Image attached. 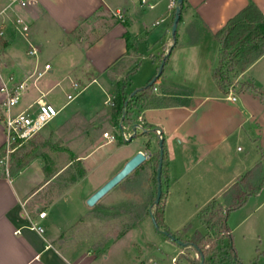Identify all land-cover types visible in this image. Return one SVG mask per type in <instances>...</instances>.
I'll return each instance as SVG.
<instances>
[{"label":"crops","instance_id":"1","mask_svg":"<svg viewBox=\"0 0 264 264\" xmlns=\"http://www.w3.org/2000/svg\"><path fill=\"white\" fill-rule=\"evenodd\" d=\"M151 1L156 5L152 9L143 6L137 9L136 0H37L27 8L9 9L4 19H0V29L4 31V36L0 37V69L5 78L13 74L7 71L16 67L15 60L19 58L25 40L37 41L43 46L49 42L46 37L51 34L50 28L56 29L60 37L66 39L101 11L122 9L128 22L113 25L90 45L58 40L62 47L78 46L85 54L84 61L73 63L62 71L63 79L77 83L78 87L82 84L87 87L97 80L96 74L109 72L127 59L126 65L114 72V76L118 75L120 79L142 54L139 44L151 45L153 41L158 43L161 40L162 48L152 55L159 63L166 58V63L158 77L160 88L155 90L170 102L161 107L143 108L140 117L150 126L146 128L152 129L149 133L152 140L159 139V130L164 138L169 173L165 223L170 229L181 230L184 221L171 225L174 217L169 220L167 215L170 205L183 204L185 199L192 198L200 211L213 198L221 199L224 190L259 160H262L264 174V148L257 143L258 134L264 131V100L252 90H242L239 96L235 95L237 89L222 93L212 76L219 53L216 32L251 1L264 12V0H185L175 39L167 35L175 15L168 8V0ZM7 2L0 0V11ZM17 15L30 23L25 34L13 24ZM163 19H167L164 26ZM159 20L162 21L157 24ZM126 33L137 38L132 47L128 45ZM35 68L41 69L38 59L24 78ZM47 74H55L52 64ZM1 81L0 77V85ZM236 81H253L264 89V54L239 74ZM51 90L52 87L36 98L47 96ZM100 111L87 115L80 111L78 104L69 111L65 108L54 121L22 145V170L10 177L0 176V264H104L99 260L105 253L103 244L97 245L96 234H91L83 223L89 210L96 205L90 206L86 200L119 170V166L122 167L144 148L131 149L119 157L101 179L91 178L99 162L107 160V153L99 154L103 144L96 143L101 136L106 137L93 134L96 125L73 137L71 127L82 124L85 128V123L93 120ZM86 132L84 138L93 139L94 143L86 148H81V144L73 148L72 142ZM242 137H248L255 149L253 154L247 153L241 158L235 155L232 142ZM5 140L4 127L0 122V149ZM36 150L41 154L35 157ZM71 156L81 161L79 177L78 174L66 177L69 172H74L69 159ZM44 157L49 158L48 163ZM60 160L63 165H60ZM91 180L93 185L90 184L88 193L82 194V204L77 205L73 216H67L63 210L59 215L51 213L52 207L76 185L91 183ZM38 210H45L47 216L39 218ZM30 217L45 228L43 234L27 227ZM229 222L243 262L245 254L251 263L258 258L260 264L264 257L261 255L264 254V189L233 211ZM79 225L82 227L77 230V236L82 239L88 234L87 246L97 243L95 250L88 249L87 254H75L76 248L65 235L67 227ZM19 228L21 232L16 234L15 230ZM131 251L133 256L129 264H137L139 256H136L135 248ZM147 251L150 253V249ZM104 258L108 259V256ZM148 258L139 259L140 264H149Z\"/></svg>","mask_w":264,"mask_h":264},{"label":"rangeland","instance_id":"2","mask_svg":"<svg viewBox=\"0 0 264 264\" xmlns=\"http://www.w3.org/2000/svg\"><path fill=\"white\" fill-rule=\"evenodd\" d=\"M136 3L137 9H141L140 0H136ZM163 20H165V22L162 26L167 24V19ZM127 22L128 19H126L125 16L124 18H119L113 11H101L92 16L87 23L81 25L73 35H70L66 39L61 38L59 32H56V29L50 28L49 34H51L46 37V39L49 40L47 44L40 46L37 41H24L20 48L19 58L15 60L16 67L9 69L7 72L8 74L13 73L14 81L23 80L24 76L28 75V71L34 68V62L37 59L40 61L41 69L44 68L45 62L49 60L55 71L54 75L46 74L39 80H36V76H32L29 79L28 88L22 93V104L18 109L25 108L30 102L37 99L36 97L39 93L47 91L52 87V90L46 96V100L51 101L57 107H61L68 101L67 95L69 93L73 95L78 93L77 97L66 106L68 111L77 104L80 107V111L87 115L91 112L101 110L93 120L85 123V128L82 124L81 126L75 125L76 127H71V130H73L71 135L73 137L84 131L93 129L92 127L94 125H96V128L93 129V131L95 130V132H93L94 135L99 133L104 136V134L108 132L116 136V140L112 142H109L108 138L102 136L100 137V141L96 142L98 145L99 143L103 144L99 154L107 153L108 157L106 161L99 162L91 178L97 180L101 179L102 176L106 175L107 169L114 165L119 157L129 153L131 149L143 147L144 150L141 151L150 154L147 161L143 163L142 168L136 169L99 200L96 205L89 210V213L84 219L85 221H83L90 233L96 234L95 240H97L98 243L96 244H103L104 248H102L105 250V253L102 258H99L100 262L104 264H129L133 256L131 248H135L136 256H139V258H137V264H140V260H144L146 257H149L147 259L149 264H155L158 261L163 264H172L171 261L174 256L178 258L177 264H187V260L182 257L184 254H187L193 259H200L195 247H185L157 230L149 213V208L156 192V155H153V153L160 149L159 139L152 140L150 134H144L140 130L141 133L137 134L128 142L127 139L133 134L132 127L130 125H124V129L121 131L113 115V97L116 85L128 81V79L131 78L127 85V90L131 93L136 89L147 86L155 77L154 73H158L161 64L152 54L157 53V51L162 48L163 42L159 40L158 43L153 41L151 45L150 43H145L144 45L139 44L142 54L137 57V60L135 59L136 61L131 65V69H129L124 76L120 77V79L117 78L118 75L114 76V72L117 73L119 67L121 68V66L126 65L127 59L115 65L109 72L100 73L99 75L96 74L95 77L97 80L94 83H90L87 87L82 84L77 87V89H74L70 80L63 79L62 71L71 67L73 63L84 61L86 57L78 46L62 47L60 42H58L60 38L62 41L69 43L80 41L84 45H90L107 33L113 25L117 23L127 24ZM168 24L170 23L168 22ZM167 35L172 37V26ZM31 43L38 46L41 50L37 56L29 55L27 52ZM157 65L159 66L158 68ZM59 81L60 83H58ZM156 87L160 88L159 80L155 82V89ZM232 89L238 90L239 86L234 85ZM240 92L241 90H238L235 95L239 96ZM155 93H157L156 90ZM165 98L169 103L170 101L168 98ZM142 109L143 108H137L133 111V119L140 127L146 129V124L143 123L140 117ZM261 133L257 136V143L264 148V131ZM86 134L87 132L81 135L79 139L72 142L73 148L78 147V144H81V148H86L91 143H94L93 139L84 138ZM90 134L91 131L88 136ZM38 142L40 144L41 140ZM232 145L233 151L238 157L242 158L247 153H254L255 145L248 137L235 139ZM40 154L41 153L36 150L33 155L36 157ZM44 159L47 163L49 162V158L44 157ZM69 159L72 160L71 167L75 173L69 172L66 177L72 176V174H78L79 177V167L81 168L82 165L81 161L76 160L75 156H71ZM60 163H62L60 165H63L62 160H60ZM120 167L121 166L117 169H120ZM88 181L76 185L68 195L64 196L52 207L51 213L59 215L60 211L63 210L65 214L67 213V216H73L72 213L75 212L77 205L81 203L82 194L88 193L91 187L90 184L93 185L92 180L91 183H88ZM195 201L196 200L192 198L185 199L183 204L170 205L167 212L169 220H171L170 217H174V223L171 225H177L184 221V223H182L183 228L187 223L193 222L194 227L189 235L196 229L204 233L207 231V228L201 224L198 219L200 211L197 210ZM138 214H140V217H138ZM132 219H137L133 225L131 224ZM81 227L82 226L79 225V227H67L65 229L66 238L71 239L72 247H75L77 250L75 254H87L88 249L94 251L96 248L95 242L89 243L88 246L85 244V241H87L86 239L89 238L88 234H86L85 237L82 236V239L77 236V230L80 231ZM171 229L173 232L179 231L174 227H171ZM80 249H82L81 252L79 251ZM148 249H150V253L147 251ZM261 255L264 256V254ZM105 256H108V259H105ZM243 257L245 264H251V260H249L245 254ZM262 259L263 260H260V264L264 262V257Z\"/></svg>","mask_w":264,"mask_h":264},{"label":"trees","instance_id":"3","mask_svg":"<svg viewBox=\"0 0 264 264\" xmlns=\"http://www.w3.org/2000/svg\"><path fill=\"white\" fill-rule=\"evenodd\" d=\"M125 36L129 47H132L137 38L129 33H126ZM215 37L219 43V53L218 63L213 69L212 76L221 92L227 94L234 85H238V90H252L264 100V89L261 86L253 81H236L239 74L243 73L264 54V12L255 2L251 1L239 13L230 18L216 32ZM128 83L129 79L116 85L113 97V115L121 131L124 129V125H130L133 128L136 123L133 119L135 109L161 107L168 104L164 96L155 93V83L143 87L134 95H131V92L127 90ZM124 112L125 117L122 120ZM148 126L146 124L145 128ZM140 130L142 131L143 128L138 127L137 134L141 133ZM21 148L22 146L11 154V176L19 173L24 166L22 162L20 163ZM4 150L5 144L0 149V156ZM154 154L156 155V192L151 206L153 205L152 210L159 226L180 240L197 246L204 256L205 264H244L237 251L234 232L229 219L233 211L242 207L251 196L259 194L264 189L262 160H259L225 189L221 199L213 198L200 210L198 219L207 228V231L204 233L196 229L189 235L194 227L193 222L187 223L181 230L176 232H173L165 223V195L169 181L168 153L165 144L161 176L162 197L160 202L155 205L160 149L155 151ZM142 166L143 164L137 169L142 168ZM0 176H5L1 169ZM138 217H140V214H138ZM136 220L132 219L131 224L133 225ZM182 257L187 260V264H200L201 256L200 259L190 258L187 254L182 255ZM251 264H258V258H255Z\"/></svg>","mask_w":264,"mask_h":264},{"label":"built area","instance_id":"4","mask_svg":"<svg viewBox=\"0 0 264 264\" xmlns=\"http://www.w3.org/2000/svg\"><path fill=\"white\" fill-rule=\"evenodd\" d=\"M37 0H8L6 6L0 11V19H4L7 10L14 9L15 7L27 8L35 4ZM178 0H168V8L175 12L177 7ZM140 4L143 7L152 9L156 5L151 0H140ZM114 14L119 18H124L125 14L122 9H117L114 11ZM162 20L157 21L159 24ZM15 28L25 34L30 28V23H28L22 16L17 15L13 21ZM4 36L3 29H0V37ZM29 55L37 56L40 52V49L35 44L31 43L30 47L27 50ZM51 64L45 63L43 69L35 68L28 77L20 81H14L13 75L8 77H3L2 70L0 69V77L2 78L0 85V122L2 123L5 131V150L0 156V169L7 176H11L10 169V158L11 154L21 147L25 141L29 140L40 132L46 125L54 121L61 113L62 110L66 108L68 103L74 100L78 93L73 95L69 93L67 95L68 101L61 107H57L51 101L46 100V95H41L35 101L30 102L25 108L18 109L22 104V93L25 89L28 88V81L32 76H36V80L43 77L50 70ZM74 89H77L78 84H73ZM235 99V97H233ZM109 141H115L116 136L111 135L108 132L104 134ZM144 152V151H143ZM147 156V159L150 157V154L144 152ZM39 218H45L47 212L41 210L38 213ZM28 228L43 234L45 228L40 225L37 221L30 217ZM21 232V228L15 230V233L18 234ZM172 264L178 263V258H172ZM155 264H163L161 262H156Z\"/></svg>","mask_w":264,"mask_h":264},{"label":"water","instance_id":"5","mask_svg":"<svg viewBox=\"0 0 264 264\" xmlns=\"http://www.w3.org/2000/svg\"><path fill=\"white\" fill-rule=\"evenodd\" d=\"M184 0H178L175 15H174V20H173V25H172V36L175 39L176 38V33H177V28L178 24L181 18V13H182V6H183ZM170 54V51L166 54V57ZM166 63V58H164L161 61L158 73L155 75V77L149 82L148 85L154 84L158 77L161 76L164 70V66ZM142 88L136 89L131 93V95L136 94L139 90ZM125 117V112L123 114L122 120ZM122 126V125H121ZM138 127L140 125L138 123H135L133 126V134L130 136V138L127 139L128 142H130L136 135L138 131ZM141 128V127H140ZM158 130V129H156ZM123 131V129H122ZM152 131V129H143L142 133L144 134H149ZM159 147H160V160H159V166L157 169V196L155 200V205H157L160 202V199L162 197V182H161V176H162V170H163V156H164V138L161 136V130H159ZM147 160V156L143 151H138L136 152L131 158H129L125 164L112 176L110 177L102 186H100L93 194H91L87 200L88 205L94 206L99 200H101L107 193H109L113 188H115L118 184H120L124 179H126L131 173H133L141 164H143ZM153 205L150 206V215L152 218V221L154 225L156 226V229L164 233L166 236H169L172 240L177 241L179 244L188 247V246H193L196 248L199 256H201L200 264H205L204 256L201 253L200 249L189 243V242H184L180 240L178 237L174 236L167 230H163L159 224L156 221V218L153 213ZM37 212H40L38 210Z\"/></svg>","mask_w":264,"mask_h":264}]
</instances>
